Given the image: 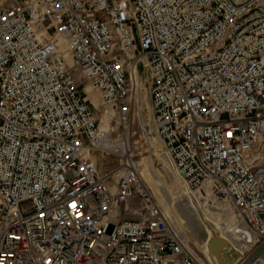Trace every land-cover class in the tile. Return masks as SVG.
<instances>
[{
  "label": "built area",
  "instance_id": "2783aa9c",
  "mask_svg": "<svg viewBox=\"0 0 264 264\" xmlns=\"http://www.w3.org/2000/svg\"><path fill=\"white\" fill-rule=\"evenodd\" d=\"M150 137L264 264V0H0V264H215L145 184Z\"/></svg>",
  "mask_w": 264,
  "mask_h": 264
},
{
  "label": "rangeland",
  "instance_id": "374dc122",
  "mask_svg": "<svg viewBox=\"0 0 264 264\" xmlns=\"http://www.w3.org/2000/svg\"><path fill=\"white\" fill-rule=\"evenodd\" d=\"M142 99L143 108L146 110L149 99H147V97L145 96ZM91 110L96 117L98 116L97 119L100 120V130L104 133L107 132L108 128H110L108 119L102 122V117L99 116V112H97L96 108L91 106ZM141 145L143 146V143H141ZM141 145V148L139 147V149L142 151V156H146L149 159V163L147 164L146 168L147 170H149V172L152 173L150 179L151 186L153 187L155 195L157 196L159 201L161 200L165 202L164 205L168 210L169 215L173 217L176 225L178 226L177 228L180 231H186L189 234V237L191 238L192 242L196 245V247H198V250L204 252V242L206 240L207 233H211V238L215 234H218L216 233L214 227L210 226L207 222L217 224L218 227L222 229L219 225L221 221L216 215H207L205 212V207L203 205L198 206V208L195 207V211L192 210V208H190L188 204V201L185 198V193L182 188L172 186L173 188L169 191V188H167V186L164 184L165 176L163 168H166L163 163L166 162L168 168H170L172 173L173 171L169 166L166 158L162 154L163 159L165 158L163 162L160 158L158 151L155 148L152 149L150 146L151 144L149 142L143 147ZM104 146L107 145H103V147ZM116 152L117 151L114 150V153ZM101 159L102 160L99 163L98 168L102 172L112 168L115 164V160H113L111 156L104 157ZM139 159L140 157L137 158V160ZM173 175L175 176V173ZM206 250H208V248Z\"/></svg>",
  "mask_w": 264,
  "mask_h": 264
},
{
  "label": "bare ground",
  "instance_id": "6f19581e",
  "mask_svg": "<svg viewBox=\"0 0 264 264\" xmlns=\"http://www.w3.org/2000/svg\"><path fill=\"white\" fill-rule=\"evenodd\" d=\"M60 46L64 49V47H66V43H65V41H64V39H62L61 41H60ZM85 90L88 92V99L91 101V103L93 104V107L95 108L96 106H98V94L95 92V91H93L90 87H86L85 88ZM148 106H149V102H148V105H147V108H148ZM106 119H108L107 117H105V116H102V122H104V120H106ZM106 122V121H105ZM149 142H150V144H151V148L153 149V148H155L157 151H158V153H159V155H160V158H161V160L164 162V159H163V156H162V151H161V148H160V145H159V143H157V142H155V140L153 139V137H150L149 138ZM100 145H107V142H102V144H100ZM118 152V151H117ZM116 152V153H117ZM115 153V154H116ZM120 152H118L117 153V155L119 154ZM149 163V159H148V157H146V156H142L141 158H140V162H139V164H140V170H141V176H142V178L144 179V181H145V184H147V186L151 189V191H152V193L154 194V196L156 197V199L158 200V203L160 204V206H161V208H162V210L164 211V213L166 214V216H167V218H168V220H169V222L170 223H172L175 227H178L177 225H176V223H175V221H174V219H173V217L172 216H170L169 215V213H168V210L166 209V207H165V205H164V203L165 202H163V201H159V199L157 198V196L155 195V193H154V190H153V187L151 186V179H150V177H151V175H152V173L151 172H149V170H147V168H146V166H147V164ZM164 164V166H165V168L166 169H164L163 168V170H164V176H165V185L167 186V188H169V191L173 188L172 186H174V187H177V188H182V186H181V184H180V182L175 178V176L173 175L174 173H172L171 172V170H170V168H168V165L166 164V162H164L163 163ZM163 176V175H162ZM184 188H182V190H183ZM196 208H198V206H195ZM205 212H206V214L207 215H209V216H214V213L212 212V210L211 209H209L208 207H205ZM221 222H220V227L221 228H223L224 226H228V220H225V221H222V220H220ZM210 226H212V227H214V229L216 230V233H218V234H215V235H219V233L221 232V229L218 227V225L217 224H213V223H211V222H207ZM219 223V222H218ZM211 233H207V237H206V240L207 239H211V235H210ZM206 240H205V242H204V252H207V250H206V246H207V242H206ZM201 252H203V251H201ZM216 264H229V262H228V260H225V259H220L219 260V263H216Z\"/></svg>",
  "mask_w": 264,
  "mask_h": 264
},
{
  "label": "water",
  "instance_id": "95a60500",
  "mask_svg": "<svg viewBox=\"0 0 264 264\" xmlns=\"http://www.w3.org/2000/svg\"><path fill=\"white\" fill-rule=\"evenodd\" d=\"M207 248L215 264L219 263L221 258L228 260L229 264L233 263L234 258L230 250L227 248V241L220 235H214L211 239L209 238Z\"/></svg>",
  "mask_w": 264,
  "mask_h": 264
}]
</instances>
